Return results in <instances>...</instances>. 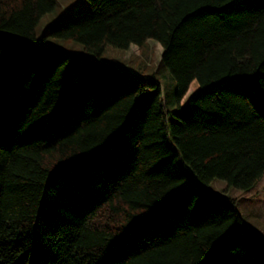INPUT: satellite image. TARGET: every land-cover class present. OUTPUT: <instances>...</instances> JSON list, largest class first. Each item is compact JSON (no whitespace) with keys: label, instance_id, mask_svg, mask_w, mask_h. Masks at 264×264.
Returning a JSON list of instances; mask_svg holds the SVG:
<instances>
[{"label":"trees","instance_id":"trees-1","mask_svg":"<svg viewBox=\"0 0 264 264\" xmlns=\"http://www.w3.org/2000/svg\"><path fill=\"white\" fill-rule=\"evenodd\" d=\"M0 0V264H264L213 180L264 177V0ZM75 19V20H73ZM154 40L176 88L101 61Z\"/></svg>","mask_w":264,"mask_h":264},{"label":"rangeland","instance_id":"rangeland-1","mask_svg":"<svg viewBox=\"0 0 264 264\" xmlns=\"http://www.w3.org/2000/svg\"><path fill=\"white\" fill-rule=\"evenodd\" d=\"M84 3V0H58L55 10L45 15L37 27L39 43L45 42L47 47L82 53L84 48L81 44L71 40L53 38L43 41V33L47 26L56 22L61 16L68 13L70 15V11L76 12L78 15L81 14ZM162 54V46L154 40H149L143 47L132 46L128 50L108 46L101 56V61L114 63L120 67H128L133 72L141 71L144 75H155L165 91L167 109L175 111L176 103L173 97L176 84L169 71L161 67ZM207 188L214 193L234 199L246 224L264 238V177L249 191L231 188L225 181L218 179L209 183Z\"/></svg>","mask_w":264,"mask_h":264}]
</instances>
